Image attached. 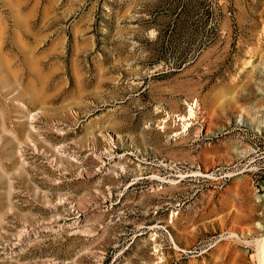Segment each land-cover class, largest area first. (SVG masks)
<instances>
[{
  "label": "rangeland",
  "instance_id": "1",
  "mask_svg": "<svg viewBox=\"0 0 264 264\" xmlns=\"http://www.w3.org/2000/svg\"><path fill=\"white\" fill-rule=\"evenodd\" d=\"M258 239L264 0H0V264H262Z\"/></svg>",
  "mask_w": 264,
  "mask_h": 264
},
{
  "label": "bare ground",
  "instance_id": "2",
  "mask_svg": "<svg viewBox=\"0 0 264 264\" xmlns=\"http://www.w3.org/2000/svg\"><path fill=\"white\" fill-rule=\"evenodd\" d=\"M259 128V127H258ZM257 247H258V252L259 256L261 258V263L264 264L263 260V253H264V239H258L257 240Z\"/></svg>",
  "mask_w": 264,
  "mask_h": 264
}]
</instances>
